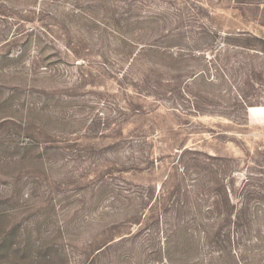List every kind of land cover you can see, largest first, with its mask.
<instances>
[{
  "label": "rangeland",
  "instance_id": "rangeland-1",
  "mask_svg": "<svg viewBox=\"0 0 264 264\" xmlns=\"http://www.w3.org/2000/svg\"><path fill=\"white\" fill-rule=\"evenodd\" d=\"M0 264H264V0H0Z\"/></svg>",
  "mask_w": 264,
  "mask_h": 264
},
{
  "label": "trees",
  "instance_id": "trees-1",
  "mask_svg": "<svg viewBox=\"0 0 264 264\" xmlns=\"http://www.w3.org/2000/svg\"><path fill=\"white\" fill-rule=\"evenodd\" d=\"M145 32V31H144ZM171 36H174V35H172V34H170V37ZM169 46V44L166 46V47H168ZM140 48H144V49H146V51L148 50V51H150L151 53L153 52V53H155V54H157V55H164V54H166V52H164V51H162L161 53H160V49L158 48V46L155 44V43H147V44H145V45H142V47H140ZM140 51H141V49H140ZM145 52V51H144ZM138 54L140 55L141 53H139L138 52ZM257 111H259L258 110V108H254V109H252V112H257ZM249 222V220L248 219H246V223H248Z\"/></svg>",
  "mask_w": 264,
  "mask_h": 264
}]
</instances>
